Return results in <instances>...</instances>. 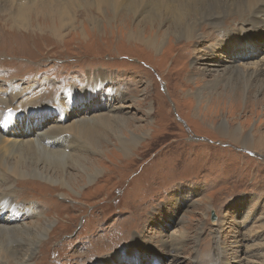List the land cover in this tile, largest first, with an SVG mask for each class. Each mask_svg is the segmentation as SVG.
Returning a JSON list of instances; mask_svg holds the SVG:
<instances>
[{
    "label": "rangeland",
    "instance_id": "1",
    "mask_svg": "<svg viewBox=\"0 0 264 264\" xmlns=\"http://www.w3.org/2000/svg\"><path fill=\"white\" fill-rule=\"evenodd\" d=\"M87 9H75L76 28L67 25L61 29L59 39L54 36L50 18L36 20L35 27L39 26L40 32L17 29L7 16H0L1 87L42 74V80L51 81L42 95L48 100L52 98L48 90L57 95L76 82L103 76L107 89L113 92L120 88L127 96L124 117H136L131 122L135 127L146 126L139 144L128 155L113 135L108 136L109 141H100L101 152L93 148L82 151L97 161L91 166L97 165L101 171L92 184L86 183L80 169L67 167L71 186L72 178L79 181L78 177H82L79 189L75 193L67 188L57 190L58 200L63 199V203L49 213L53 225L51 234L43 238V242L48 240L47 248L43 243L39 245L37 259L31 264H95L98 257L110 256L119 257L120 264H157L140 252L137 257L131 256V243L146 246L160 256L158 264H264V142L258 152L218 133L220 124L227 120L233 126L243 124L249 133L256 131L264 136V104L252 110L249 105L241 109V103L232 112H218L213 107L215 94L199 97L198 89L203 84L197 81L201 75H194L197 67L207 63L214 68L240 66L226 64L229 58L214 55L215 48L209 50L211 53L207 51L221 43L227 33L246 28L250 16H242L243 20L239 15L223 16L220 21L203 23L199 27L201 37L195 41L178 40L170 34L168 24L160 28L156 25L147 34L149 38L158 34L159 50H154L128 42L122 24L136 25L138 20L127 18L125 12L115 18L110 8L102 12ZM86 12L96 18L97 26L88 21ZM204 25L206 30L202 29ZM262 30L254 48L257 54L250 59L244 55L247 65L253 58L262 59L259 55L264 52V27ZM245 31L247 36L252 34ZM231 51L224 48L220 52L226 56ZM211 80L213 75H208L206 81ZM32 82L31 79L26 85ZM110 104L100 100L77 104V115L71 119H82L89 113L94 116L98 107ZM115 106L116 102L112 107ZM109 115L112 113L105 114ZM125 136L132 137L128 131ZM80 142L87 141L80 137ZM36 182L57 186L39 179ZM8 184L15 188L19 200L38 203L32 200L37 189H28L23 183L17 186L11 177ZM136 203L140 209L134 211ZM101 209L107 213L102 219L105 226L112 227V236L93 250L97 237L103 234V227L98 225ZM45 212L46 207H42L43 219L47 218ZM131 213V220H137L131 223L130 233L124 235L121 228ZM129 235L130 241L126 240ZM113 236L118 245L111 243ZM180 240L184 241L183 248L177 246V251L175 245ZM174 255L181 258L172 261ZM137 258L140 263H134Z\"/></svg>",
    "mask_w": 264,
    "mask_h": 264
},
{
    "label": "bare ground",
    "instance_id": "2",
    "mask_svg": "<svg viewBox=\"0 0 264 264\" xmlns=\"http://www.w3.org/2000/svg\"><path fill=\"white\" fill-rule=\"evenodd\" d=\"M83 1H86L85 5ZM211 1L0 0V16L2 14L7 16L17 29L21 27L25 31L33 29L40 32L42 29L39 26L35 27L36 20L50 18L54 22L52 29L55 33L54 36L59 39L63 33L61 29L67 25L71 29L76 28L75 9L84 8L88 11L87 8L90 7L102 12L105 8H110L115 18L125 12L127 18L131 16L132 19L138 20L136 25H132L131 22L122 24V30L128 34L126 39L129 43L136 42L135 45L142 44L148 48L159 50V46L157 47L158 34L150 38L147 36L149 30H153L156 25L160 28L168 24L170 34L178 40L195 41L201 37L200 31L202 30L199 27L203 23L207 24V22L217 19L220 21L223 16L249 15L250 19L246 22V28L227 33L221 43L209 47L207 51L211 53L209 50L215 48L217 51L213 53L214 55L219 53L220 56L229 58L228 62L224 61L226 64L230 66L240 64V66L214 68L209 67L210 63H207L203 64L205 66L197 67L194 75H201L197 81L203 84L198 89L199 97H203L206 93L215 94L213 107H217L218 112L226 109L228 112H232L234 108L238 109L241 103H244L241 109H246L249 105L253 110L258 105L264 104V52L259 55L262 57L261 60L256 61L253 58L249 65L245 64L243 60L244 55H248L245 58L250 59L257 54L254 48L258 46L264 27V0H216L215 4H211ZM89 14L86 12L88 21L97 26L98 21ZM142 26L145 27L144 31L141 29ZM205 28L207 26L202 29L206 30ZM245 30H250L252 34L247 36ZM11 33L15 34V32ZM210 39H213L212 36ZM224 48L232 49L231 54L226 56L222 54L220 51ZM20 64L18 63L17 67H20ZM241 65L243 66L241 67ZM208 75H213V80L206 81ZM93 77H90L88 81L76 82L69 86L68 89L74 87L71 92L66 89L63 93L54 95V91L48 90L47 93H52V98L48 100H44L42 95L46 94V88L51 84V81L42 80V74L31 75L28 77L29 79H24L22 82L16 80L12 84H4L3 87L0 85V264H31L34 259H37L38 246L43 243V248H47L48 240L43 242V238L51 234L50 229L53 225L52 221H49L48 215L63 203V199L62 201L58 200L57 190L67 188L75 193L79 189L78 183L82 180V177H78L79 181L72 178L71 180L74 182L71 186L67 167L80 169L82 172L80 175L86 178V183L92 184L99 178L101 175L99 167L91 166L97 161L90 160L87 154L82 151L93 148L96 152H101L103 147L100 141H109L108 136L113 135L117 138V143L121 146L123 153L128 155L142 139L140 135L146 126L135 127L131 122L136 117H124L125 105L123 104L127 96L123 95L120 88L112 89L113 92L107 89L103 76ZM31 79L33 82L26 85ZM94 80L98 81L93 82ZM79 86L81 87L79 88ZM221 86H224L222 91H220ZM98 100L102 101V104L108 101L111 104L98 107V113L94 116H90L89 113L82 119H71L77 115V104L83 102L91 104ZM115 102L118 106L112 107ZM80 108L79 106L78 109L80 110ZM109 112L112 115L105 116ZM95 124L98 125L95 127ZM233 125L227 120L222 122L218 129L219 135L231 142L247 145L255 151L262 150L263 135L259 136L256 131L249 133L242 126L243 124ZM127 131L132 135L130 139L125 136ZM80 137L87 142H80ZM9 177L16 179L17 186L23 183L28 189H37L38 194L32 200L36 199L38 203L25 199H23L24 201L19 200L15 188L8 184ZM36 179L57 186L52 187L42 182L41 185H38ZM69 196H71L70 193ZM104 204L106 205L107 202ZM42 207H46L47 210L45 212L47 218L44 219L41 218L44 217L41 214ZM133 207L134 211L140 209L138 203ZM100 212L102 213L99 217L101 222L98 225L103 227V234L97 237L93 250H96L101 242L112 236V227L105 226V221L102 219V216L107 213L103 209ZM96 214L92 215L93 219ZM133 216L131 213L126 224L122 225L121 229L125 231L124 235L130 233L131 223L137 220L132 221ZM88 222L89 219L86 220V225ZM253 237L254 235L246 241H250ZM135 238L141 239L138 236ZM112 239H115L116 242H112ZM128 239L130 241V235L126 237V240ZM117 241L116 236L111 238V243L118 245ZM183 243L184 241L180 240L175 245L177 251H179L177 246L182 245L183 248ZM125 244L127 245L126 242ZM130 247L133 257H137L140 252L148 256L149 260H155L157 264L161 262L160 256L152 253L146 246L131 243ZM51 253L54 254V252ZM172 258V261H176L181 257L174 255ZM139 259L134 260V263H140ZM96 262L95 264H120V258L98 257ZM195 264L202 263L195 261Z\"/></svg>",
    "mask_w": 264,
    "mask_h": 264
}]
</instances>
